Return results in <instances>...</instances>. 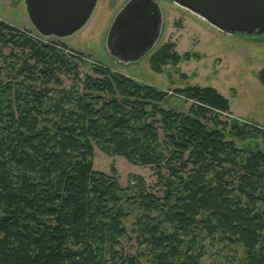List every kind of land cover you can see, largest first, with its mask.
I'll list each match as a JSON object with an SVG mask.
<instances>
[{"label":"trees","instance_id":"1","mask_svg":"<svg viewBox=\"0 0 264 264\" xmlns=\"http://www.w3.org/2000/svg\"><path fill=\"white\" fill-rule=\"evenodd\" d=\"M45 41L0 20V59L15 74L0 78V264H204L206 237L264 264V127L221 120L231 102L213 87L175 89L195 101L184 113L164 107L169 91L100 62L81 78L83 54ZM191 57L167 43L150 65ZM95 146L154 168L158 190L95 171Z\"/></svg>","mask_w":264,"mask_h":264},{"label":"rangeland","instance_id":"2","mask_svg":"<svg viewBox=\"0 0 264 264\" xmlns=\"http://www.w3.org/2000/svg\"><path fill=\"white\" fill-rule=\"evenodd\" d=\"M127 1L98 0L91 18L80 31L68 38L49 39L65 43L70 56L76 55L74 51L83 54L84 57L79 58L83 61L76 62L81 78L93 74L92 65L100 62L141 82L169 91L172 98L164 107L184 113L195 101L175 93V89L191 85L213 87L231 102L230 113L219 112L221 120L230 123L235 119L247 120L264 127V85L259 78V72L264 69V36L229 35L186 9L167 0H158L165 14V29L159 46L139 63L120 65L106 50V36L112 21ZM0 20L29 31L36 39L49 41L37 33L23 0H0ZM167 43L175 44V52L179 56L185 58L191 54L192 57L183 59L177 65L170 63L163 67L162 73H157L151 69L150 60ZM12 51L22 55L21 51L11 46L3 47L7 56ZM10 69L9 60L0 59V78L11 80L15 74ZM61 77L62 86L67 89L75 82L74 75L64 74ZM209 125L213 127L212 122ZM228 139H234L239 147L246 145L230 134ZM257 139L263 140H254ZM113 167L123 188L128 187L132 176H137L144 178L150 189L158 190V176L154 168L137 166L124 157L107 155L95 146L94 170L110 174ZM202 236L206 237V234ZM123 244L128 253L134 255L138 252L139 247L132 234L123 239ZM203 247L206 253L204 264H244L246 253L241 246L221 242L218 237H206Z\"/></svg>","mask_w":264,"mask_h":264},{"label":"water","instance_id":"3","mask_svg":"<svg viewBox=\"0 0 264 264\" xmlns=\"http://www.w3.org/2000/svg\"><path fill=\"white\" fill-rule=\"evenodd\" d=\"M20 1V0H17ZM229 35L264 36V0H172ZM36 31L68 38L91 18L98 0H23ZM165 14L157 0H128L106 36V50L120 65L139 63L159 46Z\"/></svg>","mask_w":264,"mask_h":264},{"label":"flooded vegetation","instance_id":"4","mask_svg":"<svg viewBox=\"0 0 264 264\" xmlns=\"http://www.w3.org/2000/svg\"><path fill=\"white\" fill-rule=\"evenodd\" d=\"M158 1V0H157ZM168 2L172 3L173 5H176L172 0H167ZM160 2V1H159ZM162 5V4H161ZM163 7V6H162ZM164 11V8H163Z\"/></svg>","mask_w":264,"mask_h":264}]
</instances>
